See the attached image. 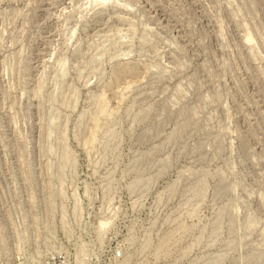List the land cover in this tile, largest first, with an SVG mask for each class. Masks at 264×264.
<instances>
[{"label":"rangeland","instance_id":"1","mask_svg":"<svg viewBox=\"0 0 264 264\" xmlns=\"http://www.w3.org/2000/svg\"><path fill=\"white\" fill-rule=\"evenodd\" d=\"M264 264V0H0V264Z\"/></svg>","mask_w":264,"mask_h":264},{"label":"built area","instance_id":"2","mask_svg":"<svg viewBox=\"0 0 264 264\" xmlns=\"http://www.w3.org/2000/svg\"><path fill=\"white\" fill-rule=\"evenodd\" d=\"M43 264H66L63 257L58 254H51L45 258Z\"/></svg>","mask_w":264,"mask_h":264}]
</instances>
